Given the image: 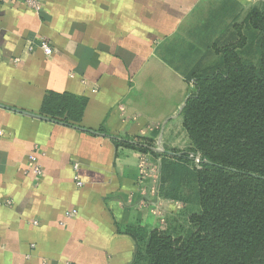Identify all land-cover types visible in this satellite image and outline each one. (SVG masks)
Segmentation results:
<instances>
[{"label": "crops", "instance_id": "1", "mask_svg": "<svg viewBox=\"0 0 264 264\" xmlns=\"http://www.w3.org/2000/svg\"><path fill=\"white\" fill-rule=\"evenodd\" d=\"M40 2L0 3V264H130L128 227L164 229L186 209L161 193L160 156L112 137L188 148L189 73L264 0ZM47 91L87 98L81 128L40 113Z\"/></svg>", "mask_w": 264, "mask_h": 264}, {"label": "trees", "instance_id": "2", "mask_svg": "<svg viewBox=\"0 0 264 264\" xmlns=\"http://www.w3.org/2000/svg\"><path fill=\"white\" fill-rule=\"evenodd\" d=\"M222 35L210 47L215 63H199L187 77L194 90L179 114L189 147L170 148L180 156L151 151L149 140L112 137L160 156L161 193L186 209L164 229L128 227L136 243L130 264H264V3ZM86 102L47 91L40 113L81 128Z\"/></svg>", "mask_w": 264, "mask_h": 264}, {"label": "built area", "instance_id": "3", "mask_svg": "<svg viewBox=\"0 0 264 264\" xmlns=\"http://www.w3.org/2000/svg\"><path fill=\"white\" fill-rule=\"evenodd\" d=\"M6 0H0V3L5 2ZM24 6L26 8H29L31 10H33L34 12L38 13L41 11L42 9V5L40 0H22ZM38 46L42 49V51L46 54V55H51L53 52V48L51 46V44L44 39H39L38 42ZM31 48V47H30ZM15 61H17V59H15ZM37 148L35 147V150H33L29 155H28V159L29 161L32 163L30 170L36 175H40L41 174V167L40 165L37 163ZM195 160L196 157H195ZM73 169L74 171H77L78 169V163L75 162L73 164ZM74 179H75V183L76 185L80 186L82 184L81 180L79 179L77 173H75L74 175ZM74 212V211H73ZM71 214V213H70Z\"/></svg>", "mask_w": 264, "mask_h": 264}, {"label": "water", "instance_id": "4", "mask_svg": "<svg viewBox=\"0 0 264 264\" xmlns=\"http://www.w3.org/2000/svg\"><path fill=\"white\" fill-rule=\"evenodd\" d=\"M183 106L184 103L180 106L179 113L182 110ZM148 148L156 153H166L169 156H180L182 154V152H173L164 148L159 142L155 146H148ZM190 156H193V154H190ZM196 159L198 160V157H196Z\"/></svg>", "mask_w": 264, "mask_h": 264}, {"label": "rangeland", "instance_id": "5", "mask_svg": "<svg viewBox=\"0 0 264 264\" xmlns=\"http://www.w3.org/2000/svg\"><path fill=\"white\" fill-rule=\"evenodd\" d=\"M215 57H214V55H212V53H211V55H208V56H206V57H203V62L204 63H207V64H210V65H212V64H214L215 63ZM187 228V227H186Z\"/></svg>", "mask_w": 264, "mask_h": 264}]
</instances>
